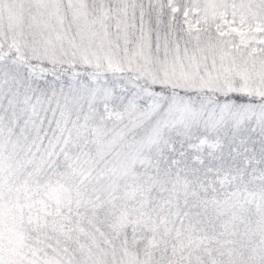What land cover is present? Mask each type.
<instances>
[{"label": "snow or ice", "instance_id": "snow-or-ice-1", "mask_svg": "<svg viewBox=\"0 0 264 264\" xmlns=\"http://www.w3.org/2000/svg\"><path fill=\"white\" fill-rule=\"evenodd\" d=\"M0 264H264V0H0Z\"/></svg>", "mask_w": 264, "mask_h": 264}]
</instances>
